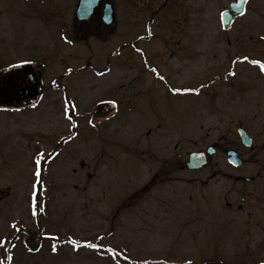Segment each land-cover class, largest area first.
<instances>
[{"label":"rangeland","instance_id":"obj_1","mask_svg":"<svg viewBox=\"0 0 264 264\" xmlns=\"http://www.w3.org/2000/svg\"><path fill=\"white\" fill-rule=\"evenodd\" d=\"M30 1L0 11V54L41 72V92L30 106L0 112V189L12 194L0 204V264L199 263L230 250L232 230L246 231L235 246H264L261 209L248 221L238 214L237 227L210 206L232 187L229 174L238 173L222 152L244 103L237 94L264 91V62L242 58L264 56V0H253L226 35L219 32V13L230 0H102L118 12L116 35L124 26L135 34L128 48L142 63L130 61L125 48L115 67L100 73L95 67H103L119 37L82 42L71 23L78 0ZM54 6L66 8L65 23L50 19L46 10ZM185 23L193 40L180 34ZM143 46L175 85L193 83V106L184 104L188 96L141 90ZM106 100L117 110L91 121ZM185 116L193 121L179 125ZM262 126L249 123L252 131ZM214 142L218 150L207 165L189 172L188 153ZM170 166L177 179L147 184ZM28 232L31 248L23 242Z\"/></svg>","mask_w":264,"mask_h":264},{"label":"flooded vegetation","instance_id":"obj_2","mask_svg":"<svg viewBox=\"0 0 264 264\" xmlns=\"http://www.w3.org/2000/svg\"><path fill=\"white\" fill-rule=\"evenodd\" d=\"M25 1H30V0H25ZM18 2L19 0H0V11L16 10L12 5ZM105 2L108 1H104L102 5L100 3V5L95 7L88 16V18L86 19H79L76 16L75 11L74 14H72L71 16V23L73 29L76 31V36L79 39H81L82 42L87 41L90 37H95V38L113 37V41H115L117 36L119 37V42H122L119 43V46L117 48L114 43L113 48L109 50V52L106 55V58L102 60L103 67L102 68L100 66L95 67V71L97 73L108 70L110 67H115L117 63L116 60L117 53L119 52V50L128 48L129 47L128 45L130 44L129 41H132L130 39V36H135V34H131L130 30L127 29L125 26L121 28L119 34L116 35L115 25L118 19L117 18L118 12L116 13L115 8H114L113 23L111 25L104 24L102 20V12H103V4ZM232 2H234V0H230L228 5L225 8H223V10L220 11L219 20L221 17V13L224 10H228ZM163 3L165 2L163 1ZM251 5L255 6V2H253V0H246L244 13L248 10V8ZM30 7L31 9H35L36 6L33 7V5H31ZM59 7L60 6H54L52 8L47 9L46 12H48L49 15L51 14L50 19L55 17L56 20L59 19L63 24L66 22L67 15L63 17L62 13H64V10L66 8L64 7L59 8ZM158 9L160 11L164 10L163 4ZM141 13L142 12L138 13V15L141 16ZM243 14L233 17L232 24L228 28H224L222 26V22L220 21L221 29H219V32L221 34L226 35L229 31L232 30V27L235 24L236 20L239 17L243 16ZM127 15H129V12ZM125 19L127 20L126 16ZM187 27L188 26L185 23L183 26V30L181 31L180 34H184L186 38H188L189 40H193L194 35L190 29H187ZM178 32H179L178 29L174 31L175 34L176 33L178 34ZM249 39L254 40L255 38L250 35ZM155 46H163V45H155ZM88 47L89 48L91 47L89 41H88ZM175 48L172 54L177 52V49L175 50ZM128 49H129L128 52H130L128 53V55L129 57H131L130 61L136 60L137 62H139L141 67V63H142L141 58L130 48ZM131 53L133 54L131 55ZM141 53L144 55V60L147 67L145 68V66L143 65L142 67L143 70L141 75L138 74L139 76H141V82L139 85L141 90H151L153 88H156L157 90L165 92V94H167L171 98L188 96L189 101L184 104L185 105L187 104L189 107L191 105L193 106V99L195 96V91H194L195 87L193 83H188L182 86L175 85L173 81L165 77L163 75L164 73H162L156 68L155 64L151 63L152 52L150 50V46H145V47L143 46ZM242 58L243 60H245L244 62L247 63L249 60H253V59H256V61L259 62H261L260 60H262L264 62L263 59H260V58H264L263 55L262 56L249 55V56H243ZM20 64L32 65L30 62H20L19 59H16L15 55L6 58L5 56L3 57L0 54V72L7 68L17 66ZM251 66L253 67V65ZM254 66L258 67L256 65ZM32 67L34 71L41 78V72L35 66L32 65ZM259 70H260V74L264 78V72L260 68ZM175 89H179V91H174ZM237 95H238V100H241L244 103L243 106H241L239 118L236 126L234 128L229 129L227 132V134L230 136V139L228 140V136L223 138L226 147L223 148L222 152L225 154L227 162H228V152L233 151L234 153H236V158L240 161V164L237 166L231 165L229 164V162L228 164L231 168L237 170L238 173L229 174V179L233 180L232 187L224 192L222 198L219 200V203L217 205H215L214 203L210 204V206L219 207L222 210V215L220 217H222L223 223L234 222L238 214H242L245 217L246 221H248L255 215V210L257 208L263 211V217H264V91H253L252 89L247 91L246 93H241ZM106 101H110V100H106ZM30 103L31 102H23V103H13L10 105H0V112H6L7 114L12 115L14 113H17L22 107L30 106ZM117 107L115 111L117 110ZM190 121L192 122L193 120H191L186 116L178 120L179 123L181 122V124L179 125L190 123ZM250 122H258L263 126L261 129L252 131L249 127ZM174 125L177 126L175 123L172 126ZM150 133L151 130H148L147 135H149ZM211 145H213L214 150L216 152L218 150L217 142H214ZM182 168H183V164L179 163V169L182 170ZM174 169L175 168L171 166L168 167L166 171L159 169L158 172L153 173L151 178L147 181V184L148 183L151 184L155 179H158L159 183H164L165 180L171 181L177 179L176 176H174V172H173ZM188 171L191 172V170ZM214 177H215V173L211 175V178ZM11 195L12 194L9 189H5L4 191L0 189V204L6 202L7 199L11 198ZM234 225L238 227L236 223ZM244 233H246V231L243 232L241 230H232V232L230 233L232 241L229 242V244L232 245V248L230 250L224 252H222V250L215 251L205 261L199 263L195 262L190 264H264V246H260L259 243L254 244L252 246H248V245L235 246V244H237L239 241L245 238L246 234ZM12 239L16 240V236H12ZM0 241H3L2 238H0ZM11 248H12L11 246H8V249ZM4 249H5L4 242L0 243V252H2Z\"/></svg>","mask_w":264,"mask_h":264},{"label":"water","instance_id":"obj_3","mask_svg":"<svg viewBox=\"0 0 264 264\" xmlns=\"http://www.w3.org/2000/svg\"><path fill=\"white\" fill-rule=\"evenodd\" d=\"M100 0H79L76 8V15L79 19H86L97 7ZM246 0H234L228 10L221 13V22L224 28H228L233 17L244 12ZM114 19V8L111 3H105L103 7L102 20L106 25H110ZM40 93V82L38 75L29 64H21L7 68L0 72V105H10L31 101L38 97ZM116 107L115 103L103 102L92 111L91 119L105 117ZM241 132V131H240ZM246 136V135H245ZM242 138V137H241ZM215 153L211 145L206 152H191L188 156L186 166L188 169H201L207 165V154L212 156ZM228 162L237 166L240 161L236 158V153L228 152Z\"/></svg>","mask_w":264,"mask_h":264},{"label":"snow or ice","instance_id":"obj_4","mask_svg":"<svg viewBox=\"0 0 264 264\" xmlns=\"http://www.w3.org/2000/svg\"><path fill=\"white\" fill-rule=\"evenodd\" d=\"M253 64H259L260 62L259 61H252ZM261 69L264 70V65H261ZM174 91H179V89H175ZM36 171H35V176L38 178L40 176V159L37 158L36 161ZM33 214H35V212H33ZM0 243H3V241H0ZM88 247H96L95 245H92V244H89ZM52 251L55 252L56 251V248L55 246H53L52 248Z\"/></svg>","mask_w":264,"mask_h":264},{"label":"trees","instance_id":"obj_5","mask_svg":"<svg viewBox=\"0 0 264 264\" xmlns=\"http://www.w3.org/2000/svg\"><path fill=\"white\" fill-rule=\"evenodd\" d=\"M28 234H29V232H28ZM29 239H30V234H29V237L27 238V240H26V238H25L24 243H25V245H26L27 247L31 248V246L29 245Z\"/></svg>","mask_w":264,"mask_h":264}]
</instances>
